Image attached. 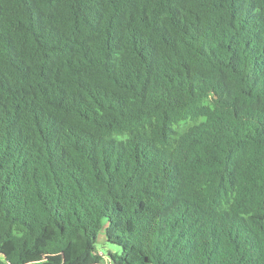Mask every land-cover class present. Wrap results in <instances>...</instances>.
<instances>
[{"label":"trees","instance_id":"obj_1","mask_svg":"<svg viewBox=\"0 0 264 264\" xmlns=\"http://www.w3.org/2000/svg\"><path fill=\"white\" fill-rule=\"evenodd\" d=\"M105 259L264 264V0H0V264Z\"/></svg>","mask_w":264,"mask_h":264},{"label":"rangeland","instance_id":"obj_2","mask_svg":"<svg viewBox=\"0 0 264 264\" xmlns=\"http://www.w3.org/2000/svg\"><path fill=\"white\" fill-rule=\"evenodd\" d=\"M105 240H106L105 236L103 234L100 235L99 240H98V243H97V246L99 247V249H100L101 252H103L104 250H106V249L103 248V245L105 244ZM33 264H38V263H33ZM103 264H110L109 259H105Z\"/></svg>","mask_w":264,"mask_h":264}]
</instances>
